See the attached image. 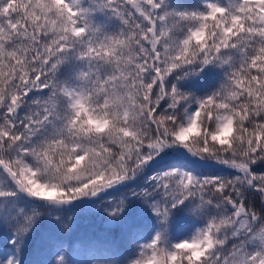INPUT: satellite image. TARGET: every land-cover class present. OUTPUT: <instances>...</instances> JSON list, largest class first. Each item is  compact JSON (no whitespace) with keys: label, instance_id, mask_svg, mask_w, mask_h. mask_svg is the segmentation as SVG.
I'll list each match as a JSON object with an SVG mask.
<instances>
[{"label":"snow or ice","instance_id":"snow-or-ice-1","mask_svg":"<svg viewBox=\"0 0 264 264\" xmlns=\"http://www.w3.org/2000/svg\"><path fill=\"white\" fill-rule=\"evenodd\" d=\"M0 264H264V0H0Z\"/></svg>","mask_w":264,"mask_h":264},{"label":"trees","instance_id":"trees-1","mask_svg":"<svg viewBox=\"0 0 264 264\" xmlns=\"http://www.w3.org/2000/svg\"><path fill=\"white\" fill-rule=\"evenodd\" d=\"M108 234V230L99 221V219L89 215L78 219L74 226L73 232L70 236L65 237V239L70 243L77 244L80 241L102 240ZM111 238L118 240V233L112 232ZM33 247H35V245Z\"/></svg>","mask_w":264,"mask_h":264}]
</instances>
